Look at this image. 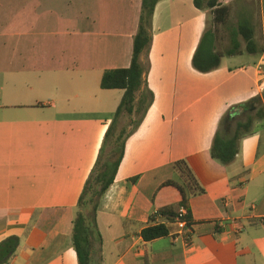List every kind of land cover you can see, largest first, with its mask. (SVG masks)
Here are the masks:
<instances>
[{"label": "crops", "instance_id": "obj_1", "mask_svg": "<svg viewBox=\"0 0 264 264\" xmlns=\"http://www.w3.org/2000/svg\"><path fill=\"white\" fill-rule=\"evenodd\" d=\"M219 1L230 15V1ZM235 1L231 29L228 18L216 24L217 7L157 3L139 58L154 100L100 201L93 264H264V114L231 164L210 153L229 109L261 98L264 110V0ZM140 10L141 0H0V244L19 240L8 264H78L77 204L124 94L103 90L101 79L129 67ZM239 23L249 24L257 53L247 52ZM205 31L216 32L217 52L224 34L220 53L233 39L240 50L203 74L192 60ZM256 108L238 109L227 134ZM181 160L204 189L185 206L165 185L177 181L173 164ZM182 206L188 230L154 216ZM160 223L168 236L144 241L142 231Z\"/></svg>", "mask_w": 264, "mask_h": 264}, {"label": "trees", "instance_id": "obj_2", "mask_svg": "<svg viewBox=\"0 0 264 264\" xmlns=\"http://www.w3.org/2000/svg\"><path fill=\"white\" fill-rule=\"evenodd\" d=\"M162 0H141V10L137 32L133 38V49L129 67L105 71L101 79V88L103 90H121L124 92L121 102L113 115L111 123L105 133L103 145L100 150L99 158L87 179L83 192L77 204V215L73 221L72 245L77 256L78 264H93V251L95 243H101L96 224V215L103 195L113 184L119 165L123 159L125 144L127 139L141 125L147 111L153 104L154 95L148 89L146 74L148 66L140 64L139 58L145 51L148 52L151 44L150 27L153 13L157 3ZM198 9L214 10L216 24H225L229 16L228 7L222 6L219 0H194ZM204 5V6H203ZM237 35L241 36L246 43L248 53H257V45L253 39V31L249 24L239 23ZM216 32L205 31L194 54L192 65L199 73H210L220 66L221 58L232 56L239 53L240 43L233 39L231 48L220 53L216 51ZM139 94L138 98L136 94ZM248 106L257 107L255 116H249L245 122H237L231 134H227L230 128V122L238 112V109H246ZM264 110L262 108L261 98H255L246 104H242L229 109L221 121L212 146L211 157L223 165L231 164L237 153L239 141L250 132L255 119L262 117ZM131 118L130 127L122 128L118 134L115 133V127L121 117ZM112 146L110 159L102 162L103 153L107 145ZM173 170L179 177L177 181H168L167 186H172L178 190L181 195V204L186 205L190 197L202 195L204 189L199 185L192 170L185 160L177 161L173 164ZM135 183L136 179L131 180ZM86 211V213H83ZM161 216L168 221H174L176 215L168 212H161ZM188 226L192 224L186 216ZM169 231L167 227L160 223L145 228L141 236L144 241L150 242L163 237H167ZM19 245L16 237L6 239L0 244V264H8L14 256Z\"/></svg>", "mask_w": 264, "mask_h": 264}, {"label": "rangeland", "instance_id": "obj_3", "mask_svg": "<svg viewBox=\"0 0 264 264\" xmlns=\"http://www.w3.org/2000/svg\"><path fill=\"white\" fill-rule=\"evenodd\" d=\"M227 2H229V7L231 9V13H230V15L228 17V21L226 23L227 25H225V27H228L229 29H231V27H234L236 25L237 21H238L237 11H236L237 3H236L235 0H227ZM245 5L247 7H249V8H251L253 13L256 15L257 9H256V5H255L254 1H250L249 3L247 2V3H245ZM213 26H214L213 16H210L207 28H211L212 29ZM227 46H228V38H227V35L224 34V36L221 38V42L219 43L218 50L220 52H223V50H225L227 48ZM130 121H131V118L128 117V116L121 117L120 120L118 121L116 127H115V133L118 134L119 131L122 128H127L128 130H130L131 129ZM232 129H233V127H231V129L229 130L230 133L232 132ZM111 150H112V146L108 144L105 147V150H104V153H103L102 162L110 159L109 156H110ZM175 178L177 180L179 179V177L177 175H175ZM83 213H86V211H83ZM72 252H73V255L76 256L73 250H72Z\"/></svg>", "mask_w": 264, "mask_h": 264}, {"label": "built area", "instance_id": "obj_4", "mask_svg": "<svg viewBox=\"0 0 264 264\" xmlns=\"http://www.w3.org/2000/svg\"><path fill=\"white\" fill-rule=\"evenodd\" d=\"M154 216L156 218L162 217L159 213H154ZM186 216L187 209L184 206L180 207L175 217V222L180 230H188L190 228L188 226Z\"/></svg>", "mask_w": 264, "mask_h": 264}, {"label": "bare ground", "instance_id": "obj_5", "mask_svg": "<svg viewBox=\"0 0 264 264\" xmlns=\"http://www.w3.org/2000/svg\"><path fill=\"white\" fill-rule=\"evenodd\" d=\"M257 89V88H256Z\"/></svg>", "mask_w": 264, "mask_h": 264}]
</instances>
